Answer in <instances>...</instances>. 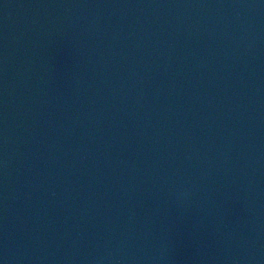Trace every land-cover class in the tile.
Wrapping results in <instances>:
<instances>
[{
	"label": "water",
	"instance_id": "95a60500",
	"mask_svg": "<svg viewBox=\"0 0 264 264\" xmlns=\"http://www.w3.org/2000/svg\"><path fill=\"white\" fill-rule=\"evenodd\" d=\"M0 264H264V0H0Z\"/></svg>",
	"mask_w": 264,
	"mask_h": 264
}]
</instances>
